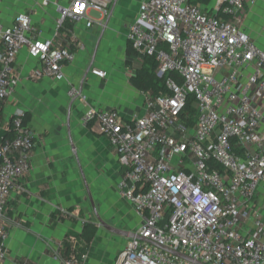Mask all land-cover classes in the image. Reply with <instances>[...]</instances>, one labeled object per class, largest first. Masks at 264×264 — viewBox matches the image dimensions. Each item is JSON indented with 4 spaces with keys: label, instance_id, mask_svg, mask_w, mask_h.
Masks as SVG:
<instances>
[{
    "label": "built area",
    "instance_id": "obj_1",
    "mask_svg": "<svg viewBox=\"0 0 264 264\" xmlns=\"http://www.w3.org/2000/svg\"><path fill=\"white\" fill-rule=\"evenodd\" d=\"M114 2L42 0L58 13L50 36L27 12L0 23V110L20 83L22 50L36 62L30 78L65 80L64 64L84 45L58 29L66 21L89 29L88 11L106 18ZM255 3L136 0L126 28L129 75L153 58L163 88L142 91V113L129 120L116 109L89 108L81 117L114 149L123 168L117 189L139 217L111 264H264V45L241 26ZM67 95L77 97L78 87L70 83ZM25 115L15 109L0 134V264L8 255L10 198L32 168L36 134ZM62 242L50 241L60 264H81L75 252L59 254Z\"/></svg>",
    "mask_w": 264,
    "mask_h": 264
},
{
    "label": "crops",
    "instance_id": "obj_2",
    "mask_svg": "<svg viewBox=\"0 0 264 264\" xmlns=\"http://www.w3.org/2000/svg\"><path fill=\"white\" fill-rule=\"evenodd\" d=\"M49 1L61 5L69 2ZM257 3L264 8V0L247 7L241 26L264 45V9H255ZM133 7L134 13L123 21ZM20 12L31 16L43 36L56 32L58 13L53 4L44 6L42 0L0 1L1 24L9 25ZM136 14V0H115L108 17L89 16L95 22L89 29L82 23L66 21L58 31L72 30L84 49L64 64L63 81L30 78L36 62L25 50L19 53L21 80L0 110V134L15 109L21 108L36 138L32 168L21 180L22 191L10 198L8 255L3 264H60L56 245L50 241H63L58 250L62 256L61 248L69 238L74 239L73 249L81 264H111L137 228L139 217L117 189L123 168L114 149L92 123L81 120L89 108L116 109L126 120L142 113V91L131 83L126 40L127 25ZM91 67L107 70V77L93 75ZM70 83L78 87L77 97L67 95ZM258 199H264V189ZM67 212L73 220L65 216ZM96 213L125 235L99 225ZM62 214L64 218H60ZM84 221L97 227L88 246L81 236Z\"/></svg>",
    "mask_w": 264,
    "mask_h": 264
},
{
    "label": "trees",
    "instance_id": "obj_3",
    "mask_svg": "<svg viewBox=\"0 0 264 264\" xmlns=\"http://www.w3.org/2000/svg\"><path fill=\"white\" fill-rule=\"evenodd\" d=\"M211 0H191L193 3H200L202 5H207ZM127 54H131V48L128 44L127 46ZM156 68V62L153 58L146 59L143 67L139 69L135 76L131 77V83L139 90L146 91L150 90L154 93H158L163 88V79L159 78L155 75L154 70ZM28 116H26L25 120H27ZM69 208L67 211H70ZM65 215V214H64ZM60 216V218H64V216ZM55 216V213L52 214V217ZM67 218L73 220L74 218L70 216L67 212L65 215ZM97 227L88 221H84L82 224V232L81 236L85 240V246H88L91 242L93 236L95 235ZM74 252L73 244L67 239L64 241L63 246L61 248L62 256L70 255Z\"/></svg>",
    "mask_w": 264,
    "mask_h": 264
},
{
    "label": "rangeland",
    "instance_id": "obj_4",
    "mask_svg": "<svg viewBox=\"0 0 264 264\" xmlns=\"http://www.w3.org/2000/svg\"><path fill=\"white\" fill-rule=\"evenodd\" d=\"M260 8H263L262 7V4L261 3H257V5L255 6V9H260ZM264 9V8H263ZM135 9L134 7L131 9V13L127 14L124 18L123 21H125L127 18H129L130 15H132L134 13ZM13 15V14H12ZM89 16L92 17V18H99L101 16L100 12L96 11V10H90L89 11ZM122 20H119V22H122ZM121 52V51H120ZM124 53V52H123Z\"/></svg>",
    "mask_w": 264,
    "mask_h": 264
},
{
    "label": "water",
    "instance_id": "obj_5",
    "mask_svg": "<svg viewBox=\"0 0 264 264\" xmlns=\"http://www.w3.org/2000/svg\"><path fill=\"white\" fill-rule=\"evenodd\" d=\"M71 147H72V145H71ZM96 218L98 220L99 225H101L102 227H105L106 229H108L109 231H111L113 233H117V234H120L122 236L125 235V234L121 233L118 229H116L114 227H111L107 223H105L104 221H102V219L99 217V215L97 213H96ZM133 236H134V233H130L128 235V237H133Z\"/></svg>",
    "mask_w": 264,
    "mask_h": 264
}]
</instances>
